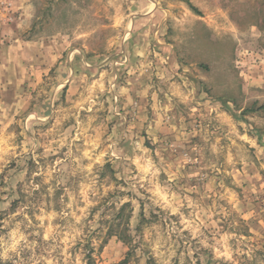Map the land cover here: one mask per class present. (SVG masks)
Masks as SVG:
<instances>
[{"label":"rangeland","instance_id":"1","mask_svg":"<svg viewBox=\"0 0 264 264\" xmlns=\"http://www.w3.org/2000/svg\"><path fill=\"white\" fill-rule=\"evenodd\" d=\"M0 264H264V0H0Z\"/></svg>","mask_w":264,"mask_h":264},{"label":"trees","instance_id":"2","mask_svg":"<svg viewBox=\"0 0 264 264\" xmlns=\"http://www.w3.org/2000/svg\"><path fill=\"white\" fill-rule=\"evenodd\" d=\"M124 208H125V207L120 208V210H119V212H118V214H117L118 217H121ZM109 235L111 236V233H110ZM118 237H119L120 239H122L123 241H125V238H124L123 236H119V235H118Z\"/></svg>","mask_w":264,"mask_h":264},{"label":"crops","instance_id":"3","mask_svg":"<svg viewBox=\"0 0 264 264\" xmlns=\"http://www.w3.org/2000/svg\"><path fill=\"white\" fill-rule=\"evenodd\" d=\"M139 5H140V7H141V6L144 5V4H143V3H140ZM148 8H149V6H147L146 9H148ZM150 13H151V12H150ZM148 14H149V12H146V13H144V14H142V15H146V16H147Z\"/></svg>","mask_w":264,"mask_h":264}]
</instances>
